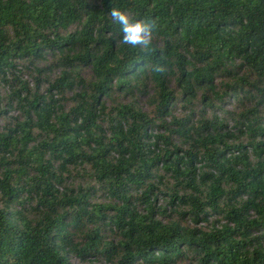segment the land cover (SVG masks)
<instances>
[{
  "label": "trees",
  "instance_id": "obj_1",
  "mask_svg": "<svg viewBox=\"0 0 264 264\" xmlns=\"http://www.w3.org/2000/svg\"><path fill=\"white\" fill-rule=\"evenodd\" d=\"M0 82V264H264V0H0Z\"/></svg>",
  "mask_w": 264,
  "mask_h": 264
},
{
  "label": "rangeland",
  "instance_id": "obj_2",
  "mask_svg": "<svg viewBox=\"0 0 264 264\" xmlns=\"http://www.w3.org/2000/svg\"><path fill=\"white\" fill-rule=\"evenodd\" d=\"M47 60L50 59L49 56H47L46 58ZM49 61V60H48ZM21 60H18V62L16 63V69H15V73L20 76L21 79H25L29 86H33L34 85V80L33 78L28 74L27 71H24L21 68ZM28 62H26L27 64ZM57 71V68L54 70V72ZM57 73L53 74L56 75ZM83 76L88 79L91 75V70L90 68L86 67L83 72H82ZM7 79L11 80V75L9 74L7 77ZM40 86H41V90L43 91L46 84L44 82H40ZM11 92V88L9 87V85L5 84V82H0V107L5 109V113L0 115V125L5 124L9 119L15 118V117H20V111L19 108H16L14 106V104H10L9 101L11 100L10 94ZM120 99H122L121 95L118 96ZM124 98L122 99L123 102H130V101H137L136 104L141 107L143 110L148 111V109H152V106H150L146 100V96L144 95H138V92H134L133 95H129V96H123ZM227 101V100H226ZM224 103V105H227L226 107H228V109L233 108L234 107V102H226ZM11 108H10V107ZM68 106V104H67ZM177 113L181 114L180 112V108L176 110ZM77 182H82L83 186L87 187L90 184L95 183V181L93 180H89V179H81L79 178ZM93 198V200H95L96 202H102V201H107V195L106 194H102L100 192H98L97 194H93L91 196ZM211 221H214L215 216L212 214V216H210L209 218ZM164 220V219H163ZM188 222V221H187ZM224 222V220H223ZM189 223V222H188ZM202 225H205L204 222L201 223ZM108 238H112L113 237V233L112 232H108L107 234ZM74 261H79V258H73ZM84 264H111L109 262L106 261V259L102 256H96L94 258H90L87 259L86 262H84ZM134 264H142L141 262L138 263H134Z\"/></svg>",
  "mask_w": 264,
  "mask_h": 264
},
{
  "label": "clouds",
  "instance_id": "obj_3",
  "mask_svg": "<svg viewBox=\"0 0 264 264\" xmlns=\"http://www.w3.org/2000/svg\"><path fill=\"white\" fill-rule=\"evenodd\" d=\"M110 15L114 21L122 25L123 43L132 46H148L151 43L153 23L145 21L130 23L128 16L117 9H113ZM155 70L162 71L163 69L157 67Z\"/></svg>",
  "mask_w": 264,
  "mask_h": 264
}]
</instances>
